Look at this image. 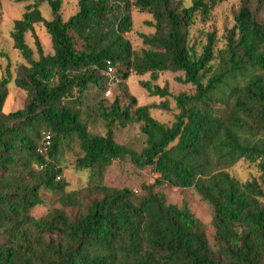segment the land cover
Wrapping results in <instances>:
<instances>
[{
    "label": "trees",
    "instance_id": "trees-1",
    "mask_svg": "<svg viewBox=\"0 0 264 264\" xmlns=\"http://www.w3.org/2000/svg\"><path fill=\"white\" fill-rule=\"evenodd\" d=\"M133 1L78 0L79 11L64 20L62 0H20L28 5L11 38L27 63L15 74L8 65L0 81V264H264V0H241L217 67L214 38L198 55L189 28L224 0H193L190 7ZM43 3L53 20L43 17ZM133 5L153 16L148 25L155 29L141 35L148 48L140 51L126 38ZM37 24L50 34L54 54L45 55L36 36L35 60L25 36ZM110 67L121 82L132 73L157 80L182 72L180 81L196 92L174 97L179 113L166 126L151 116L161 105L132 111L119 99L105 101ZM11 84L28 99L5 114ZM142 87L172 96L152 82ZM100 123L105 135L93 130ZM133 126L146 138L139 152L115 138ZM75 140L83 153L77 166L90 175L86 188L68 191L57 162ZM126 159L157 175L142 198L104 185L113 162ZM242 160L257 166L259 179L242 183L226 171ZM162 187L193 190L208 204L215 245L203 221L188 205L169 202ZM46 192L60 206L37 214Z\"/></svg>",
    "mask_w": 264,
    "mask_h": 264
},
{
    "label": "rangeland",
    "instance_id": "rangeland-1",
    "mask_svg": "<svg viewBox=\"0 0 264 264\" xmlns=\"http://www.w3.org/2000/svg\"><path fill=\"white\" fill-rule=\"evenodd\" d=\"M186 7L193 4V0H182ZM61 16L64 20H68L79 11L78 0H62ZM1 22H0V81L5 75L8 65H11V72L16 73V69L20 64L26 65V60L20 51L14 48V42L11 33L14 24L20 20L26 11L25 2L20 0H0ZM241 0H224L219 3L212 11L208 20L202 19L197 15L194 24L189 28V45L192 46L196 53L200 55L204 48L208 45L212 36L215 40L214 51L217 60L213 62L216 67L220 64V50L227 46V38L230 31L236 26V16L239 14ZM43 17L51 21L53 20L52 10L49 4L43 3L40 6ZM131 17L133 19L132 31L126 34V38L131 42L132 47L136 51L147 49L143 44L141 35H153L155 29L149 27L148 22L153 21L151 14L141 12L134 5L131 8ZM34 32H28L25 36L26 43L34 50V59L38 60L39 55L36 46V36L40 40L45 55H53V43L51 36L43 24L34 26ZM185 74L182 72H163L158 74L157 80H152V75L143 76L132 73L128 80L117 82L112 86L111 96L104 95L105 101L112 103L119 99L123 107L129 106L134 111L141 106H162V108H154L151 110V116L158 122L172 126L175 117L179 113L174 97L182 93L194 94L196 89L191 84H185L180 81L184 79ZM121 82V83H120ZM143 82H152L153 85L161 88H168L171 97L161 98L159 96H151L146 89L142 87ZM134 97V104L130 98ZM28 96L25 92L17 89L13 84L9 86V95L4 105L3 112L5 114L21 110L25 107ZM99 135H105L103 125L100 123L96 129H93ZM117 143L128 148L142 150L145 146V136L141 133L138 126L119 129L116 131ZM65 144V154L60 156L58 164L63 170V179L68 183V191L86 188L89 182L90 172L88 170L79 169L77 161L83 156L79 149L77 140L67 142ZM231 176L235 177L242 183H246L254 178L259 179L260 170L256 165H251L245 161H240L234 166L226 170ZM157 175L151 167L144 169L137 168L129 159L114 161L108 168L104 185L115 189H130L137 197L142 198L145 194V187L155 183ZM161 190L168 195L169 202L178 204L179 206L188 205V208L203 221L206 235L211 245H215V229L212 225V211L193 190H182L176 187H162ZM46 206L37 214H45L53 206L58 205V197L56 194L46 192ZM139 198V199H140Z\"/></svg>",
    "mask_w": 264,
    "mask_h": 264
},
{
    "label": "built area",
    "instance_id": "built-area-1",
    "mask_svg": "<svg viewBox=\"0 0 264 264\" xmlns=\"http://www.w3.org/2000/svg\"><path fill=\"white\" fill-rule=\"evenodd\" d=\"M130 3L134 4V1L133 0H128ZM107 75L110 79V82H109V87L106 91V96H111L112 94V91H111V88L113 85H115L117 82H119V80L116 78V75H115V71H114V68L113 67H110L108 69V72H107ZM47 141H48V144H49V141H50V136H47Z\"/></svg>",
    "mask_w": 264,
    "mask_h": 264
}]
</instances>
